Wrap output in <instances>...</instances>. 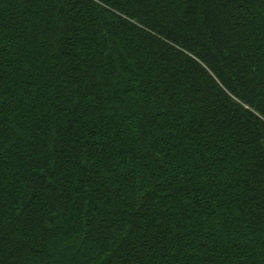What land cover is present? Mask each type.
<instances>
[{
    "label": "trees",
    "instance_id": "16d2710c",
    "mask_svg": "<svg viewBox=\"0 0 264 264\" xmlns=\"http://www.w3.org/2000/svg\"><path fill=\"white\" fill-rule=\"evenodd\" d=\"M0 264H264V0H0Z\"/></svg>",
    "mask_w": 264,
    "mask_h": 264
}]
</instances>
